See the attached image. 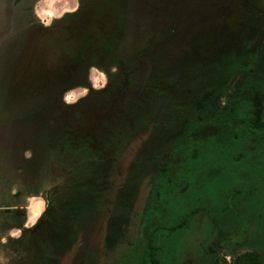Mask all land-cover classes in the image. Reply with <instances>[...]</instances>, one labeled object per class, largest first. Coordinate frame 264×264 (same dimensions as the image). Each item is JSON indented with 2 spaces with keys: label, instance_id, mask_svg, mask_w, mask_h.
I'll use <instances>...</instances> for the list:
<instances>
[{
  "label": "trees",
  "instance_id": "trees-1",
  "mask_svg": "<svg viewBox=\"0 0 264 264\" xmlns=\"http://www.w3.org/2000/svg\"><path fill=\"white\" fill-rule=\"evenodd\" d=\"M175 2L102 0V10L118 17L100 28L93 4L70 14L62 26L83 31L85 42L105 56L100 61L82 54L72 78L20 124L30 126L37 145L48 147L40 162L50 158L65 166L73 189L92 196L93 213L102 221L100 264H264V14L243 16L233 30L230 7L211 13L221 22L213 23L206 40L200 32L192 50L201 72L192 114L165 126L148 123L155 118L149 105L163 98L159 90L178 89V82L158 80L154 68L162 22L174 16ZM203 7L194 12L203 16ZM253 18L258 22L251 24ZM44 37L36 36L41 50L35 56L56 45V37L51 43ZM53 61L63 62L61 54ZM92 67L107 71L104 87L91 84ZM48 69L49 63L39 66L40 87ZM77 87L87 94L67 104L65 94ZM176 102L171 110L179 108ZM61 156L65 160L57 161ZM71 201L77 202L74 195Z\"/></svg>",
  "mask_w": 264,
  "mask_h": 264
},
{
  "label": "flooded vegetation",
  "instance_id": "flooded-vegetation-1",
  "mask_svg": "<svg viewBox=\"0 0 264 264\" xmlns=\"http://www.w3.org/2000/svg\"><path fill=\"white\" fill-rule=\"evenodd\" d=\"M36 1L37 0H16V3H14V5L29 4V6L23 9V14L28 23L32 24L31 30L34 31L33 33L29 32V34L32 35V39L35 38L34 41H36V36L38 35L48 36L50 43L55 41V37L56 41L63 38L64 43H62V50L64 51H66L65 49L68 46H71L76 47V49L86 50V52L83 53L84 55L89 54L93 56L92 54H96V56L93 57L100 61L104 58L105 55L100 52L101 48L97 46L94 48L85 42L87 37L84 35L83 31L79 30L78 32H74L69 26H62V23L66 24L69 22L71 17L70 14L78 13L85 7L87 0H79L77 10L65 12L62 18L55 20L51 25L47 26V29H43L41 26L37 29H32V27H36L35 25H39L38 23L33 24L34 21L32 19V5L36 3ZM91 4H93V2ZM261 4L264 5V0H236L234 7L230 8L228 11L232 12L230 21L235 20V22L233 21V26L236 24V20L239 21L240 18L245 15L256 13L259 15L264 14V10L259 9ZM100 6H102V3ZM250 8L253 9L251 10ZM102 9L103 8L94 13L97 28L102 27L106 19L112 20L118 17L115 10L103 11ZM121 16L126 18L127 14L125 15L122 13ZM228 23L230 24L229 21ZM59 25L62 26L60 29L58 28ZM29 34L28 36H30ZM70 35L73 39L72 42L69 40V37H71ZM8 40L10 41L5 42V47L0 49L1 53L4 52V50L13 52V46L17 43L18 39H14L13 41L11 37V39L9 38ZM33 45L30 44L29 46H25V50L31 49ZM69 52L70 51H66L62 56H66L67 54L70 55ZM81 56H79L80 58L76 60V62H57L59 65L57 70H54L49 62L48 75H45L46 79L43 89L38 93L39 90L34 88L32 93H37V96L40 98L42 97L41 101L48 98L52 91L61 88L67 79L72 78L70 70L76 72L79 70L80 66L83 65L84 62H82ZM93 57H90V59ZM64 59L65 58H63V60ZM57 63L53 65L55 66ZM93 70H95L94 67L90 69V72ZM224 99L223 97V101ZM17 119L16 122L13 120L10 121V125H8V130L12 129L14 135L13 139H7L8 143L13 141L11 148L7 147V149H9L8 152L1 144L7 140L0 136V198L4 199V197H8L9 193H11V198L19 194L17 200L13 198V203L15 205L0 208V255L5 258L0 264H100L99 254L103 238L100 223L102 221L93 213L94 205L93 199H91L92 196L84 197L87 193L85 189H73L71 186L74 180L72 173L65 166L56 165L50 158L46 164L40 162V158L43 156L42 153L45 152L48 147L42 144L37 145L36 139L29 128L30 126L20 124L19 119H21V116ZM14 124H17V126H14ZM3 125L7 128L6 124ZM19 142H21V144ZM41 149H44V151ZM28 151L32 152L31 159L33 162L31 166L29 165L30 163H28L29 158L25 155ZM62 160L64 161L65 159L61 156V159L57 161ZM39 175L43 179H41ZM53 178L55 181H53ZM45 179L46 181L49 180V182H52L53 185L54 183H58L57 186H52V191H50L49 194L54 193L51 197H47V190H41L40 195L36 192L38 187L42 185V180ZM14 181H16V183ZM20 183L25 184V190L27 189V191L23 192L21 190ZM35 192L38 196H42L48 201V203L41 217L38 218L32 226H27V221L24 222L26 219L25 211L20 210L22 205L19 201H21L23 197L27 198L29 194L33 195ZM72 195H74L77 202L71 201ZM80 199H83L84 203L87 204V209L85 205L78 202V200L81 201ZM12 210H20L21 216L12 212ZM76 213H78L80 217L78 221H74L70 218V215ZM14 229L20 231L19 237L8 238L7 244H5L2 240V236L5 232H10ZM4 254L7 255L5 256Z\"/></svg>",
  "mask_w": 264,
  "mask_h": 264
},
{
  "label": "rangeland",
  "instance_id": "rangeland-1",
  "mask_svg": "<svg viewBox=\"0 0 264 264\" xmlns=\"http://www.w3.org/2000/svg\"><path fill=\"white\" fill-rule=\"evenodd\" d=\"M175 1L174 16L164 17L162 22V39L154 68L157 71L155 77L158 80H167L171 82V85L178 82V89L174 92L171 91L169 93L170 95L159 90V96L163 98L157 99L156 103H151L149 105V112L153 115L152 117L155 118L148 123L165 122V126L177 122L180 116H184L188 112L192 114V98L194 96L192 91L195 92L193 87L196 85L194 81H197L201 76L200 69H197L198 62L192 59V50L196 47L198 39L200 38L198 34L204 31L206 40L208 32L215 28L214 24L221 22L219 18H216L211 13L214 11L213 14H215V9L221 7L223 4H226L230 8L234 7L236 4V0ZM92 2L94 6L98 7V9L93 10L95 13L99 9L101 10V0H92ZM88 3L89 2L86 1V4ZM78 6L79 0H38V3L34 6L33 21L40 26H49L55 20L62 18L65 12L77 10ZM199 7H203V16H199L198 12H194ZM10 9L11 7L6 3V0H0V49H3L5 47V42L10 41L8 39H11V35L17 32L15 30L18 28V22L22 19L12 14ZM211 19H216V21H208ZM242 19L243 18H240V22H242ZM233 21L235 22V20L230 21V27L233 26ZM257 22L258 18H253V20H251V24ZM248 23H246V25H248ZM235 28H237V26ZM232 29L236 30L233 27ZM31 32L33 33V30L30 29V33ZM29 35L30 36H24L23 34L21 40H18L17 43L14 44L13 52H8V50H4L2 53L0 52V136L3 139L7 136V130L3 124L10 125V121L13 120L16 122L18 117L32 111L30 105L31 96L33 95L32 91L40 84L38 81L39 77L37 78L39 66L45 65L49 63V61L51 65L57 63L53 61L56 55L61 54V57L64 58L65 56H62V54L72 49L71 46H68L65 49L66 51L62 50L64 39L61 38L56 41L55 47L50 48L48 53L44 54L45 56H35V52L41 50V47L38 46L39 41H37V44L31 49L25 50V46L34 44L35 38L32 39V35ZM12 40L14 41V39ZM38 53L40 54V51H38ZM47 54H49L48 57L46 56ZM110 68H112V72H117L116 67ZM45 79L46 77L44 75L43 80L45 81ZM107 79V71L102 69V67H97L90 72V81L94 88L104 87L107 84ZM86 94V89L77 87L65 94L64 101L67 104H73ZM167 96H172L173 98H164ZM32 98H34V96H32ZM173 99H177V101L180 102V104L176 102V105L179 106L176 110L170 109L173 106L171 105ZM160 112L161 115H159ZM175 113H177L176 116H174ZM14 126H17V124H14ZM143 135L144 132L142 133V136ZM19 143L21 144V142ZM129 143L130 141H127L125 146ZM1 144L8 152L9 149H7V146L10 144L8 140ZM130 149L131 148H128V150ZM25 155L31 159L32 152L28 151ZM40 178L43 179L42 177ZM53 181H55L54 178ZM14 182L16 183V181ZM20 184L21 190L23 192L27 191V189L25 190V184ZM57 185L58 183H54L53 185L52 182H49V180L46 181L45 179L42 180V185L39 186L40 188L38 187L36 192L40 195L41 190H47V197H51L54 192L52 194H49V192L52 191V186L54 187ZM36 192L33 195H27V198L23 197L21 201H19L22 205L20 210L25 211L26 219L24 222L27 221V226H32L36 220L41 217L48 203L42 196H38ZM10 194L11 193L8 194V197H4V199L0 198V208L15 205ZM19 235L20 231L14 229L10 232H5L2 236V240L7 244L8 238H17ZM4 255L6 256L7 254ZM4 260L5 258L0 255V262Z\"/></svg>",
  "mask_w": 264,
  "mask_h": 264
},
{
  "label": "water",
  "instance_id": "water-1",
  "mask_svg": "<svg viewBox=\"0 0 264 264\" xmlns=\"http://www.w3.org/2000/svg\"><path fill=\"white\" fill-rule=\"evenodd\" d=\"M16 0H6V3L7 4H9V6L11 7V9H10V12L12 13V14H15L16 16H18L19 18H22L21 20H19V22H18V28H17V30H15V31H17L15 34H12L11 35V37H12V39H21L22 38V36H23V34H24V36H28V34H29V30L31 29V26H32V24H29V23H27L28 21L26 20V18H25V16H24V11H23V9L25 8V7H27V6H29V4H21V5H17L16 7L14 6V4H13V2H15ZM89 3L88 4H91L92 3V0H87ZM38 3V0L36 1V3H34L33 5H32V9H33V12H34V6L36 5ZM92 5V4H91ZM95 13V12H94ZM32 19H34V18H32ZM33 24H35V21H34V23ZM14 31V32H15ZM86 52V50H80V49H76V47H72V49L70 50V52H69V54L70 55H66L64 58V60H63V62H65L66 63V61L67 62H76V60H78L80 57L79 56H81L83 53H85ZM67 58V59H66ZM57 67H59V65L58 64H56L55 66L54 65H52V68L55 70H57L58 68ZM44 87V86H43ZM43 87H40V84L38 85V87H37V89L39 90L38 91V93L43 89ZM32 96H34V98H32ZM31 96V102H30V105H31V110H33L34 108H36V106L40 103V101H41V98L39 97V96H37V93L35 94V93H33V95ZM33 108V109H32ZM7 129H9L8 128V126H7V128H6V130ZM9 134V135H8ZM14 138V135H13V130L11 129V130H7V136H6V140L8 139V140H10V139H13ZM0 139H1V137H0ZM12 143H13V141H10V144H9V146H7V147H9V148H11V145H12Z\"/></svg>",
  "mask_w": 264,
  "mask_h": 264
}]
</instances>
